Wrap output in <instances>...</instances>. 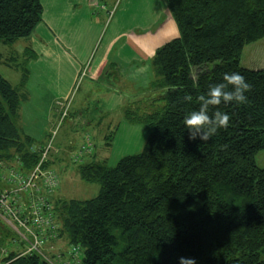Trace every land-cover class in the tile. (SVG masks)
I'll use <instances>...</instances> for the list:
<instances>
[{"label": "trees", "instance_id": "trees-1", "mask_svg": "<svg viewBox=\"0 0 264 264\" xmlns=\"http://www.w3.org/2000/svg\"><path fill=\"white\" fill-rule=\"evenodd\" d=\"M166 3L179 36L155 51L149 88L124 107L130 122L148 126V139L141 153L114 167L94 156L80 163L82 179L99 183L100 191L62 206L57 201L60 235L70 244L61 264H179L180 256L196 264H264V167L256 162L264 150V69L242 65L245 46L264 38V0ZM43 11L42 0H0V47L30 37ZM4 54L0 63L23 72L19 85L0 72V160L20 155L32 165L35 140L21 131L19 118L25 60L35 53L27 48L23 63ZM226 72L245 77L247 103L210 106V113L229 114V126L206 141L191 139L184 115ZM185 94L193 100L184 101ZM6 227L0 222V243L10 236ZM73 247L78 258L70 255ZM2 262L52 264L41 254L16 252Z\"/></svg>", "mask_w": 264, "mask_h": 264}, {"label": "rangeland", "instance_id": "rangeland-1", "mask_svg": "<svg viewBox=\"0 0 264 264\" xmlns=\"http://www.w3.org/2000/svg\"><path fill=\"white\" fill-rule=\"evenodd\" d=\"M104 1L107 2L106 5L108 8L102 10L100 8L97 9L94 7L93 15L90 12V16L94 18L93 21L95 26L102 27L99 24V20L105 21L102 23H106V26L109 24L107 29L108 33H110L112 28L116 27V25L121 27V29H125L126 32L129 30V33H131V31L140 32L141 29L139 27L142 26L140 21L146 22L147 20L144 17H148L150 20L153 16V9H155L151 8L150 4L146 5V0H113V2H111L112 0ZM84 11L88 12L89 9L86 8ZM84 11L78 12L80 16ZM114 12L118 13L116 16L118 19L116 17L114 18ZM102 17H104V19ZM104 30H106L105 26ZM142 30H144L143 26ZM102 37L103 36H101L100 42L98 43L96 50L92 53L93 55L91 57L97 55V51L100 48L102 42ZM24 40L25 39L20 40L13 46H1L0 51L5 53L4 58L15 56L18 62L23 63L24 57H22L21 52L25 47V43H29V40ZM126 43L127 45H130L129 39ZM29 47L30 46H26V48ZM116 47L118 48V45H116ZM126 50H129L127 46ZM128 56L129 53L126 52L125 57ZM33 58H30V61L25 60V65H27V68H30V72L28 69V73H30L28 81L30 84L32 82L31 85H33L34 80H37V78L35 79L36 67L32 61ZM140 58L141 57L138 59L136 58V62L132 64V66L125 65V67H123L121 65V69L118 67L119 76L120 74L123 75V81L125 85L118 84L119 76L115 79L108 78V80L111 81L110 86L115 87L114 89L110 88L109 83H107L104 87L93 83H91L89 86L88 80L83 76L80 77L76 82L75 88L70 94V101H60L58 103L59 108L57 109V120L54 118L51 120L48 112L44 114L43 106L45 107L46 105V103H44L45 99H34L33 101H26V103H23V106L26 107V113L22 118H20L19 127L22 129V131H31L33 133L38 132V130H42L41 137L34 138L36 144L45 143L49 139V132L53 129L57 130L56 137L53 141L56 150L54 149L52 151L50 158V166H52L59 173L61 179L60 189L58 188L56 193L54 192L53 200L55 207L57 206V201L60 206H62L70 200H85L98 195L100 191V184L89 183L82 179L79 172L80 163L84 162L88 158L92 159L94 156L97 160H105L109 166L114 167L123 157L142 152L149 136L148 126L144 123L130 122V120H128L125 115L122 114V102L120 101L119 103V100H121L119 98L133 96V86L131 87L129 83V77H138L140 79L143 78V72L141 71V68L136 66V64L140 63L138 62L140 61ZM142 58V63H145L144 61H148L146 64L150 65V58ZM126 63H129L128 60H126ZM242 65L252 69H264V38L245 46L242 56ZM109 68L110 67H108L107 70H109ZM110 71L115 73L113 70ZM0 72L6 78H9L10 81L16 82L20 77H22L23 70L5 66L1 62ZM107 89H110V91L106 92ZM114 90H118L120 93ZM112 95L116 96V99H112L109 103L108 98L110 99ZM74 98H76L75 104H77L79 100V104H84L89 107L101 104L106 106L107 104L115 103L116 108L110 109L112 112L106 111L111 114V116L105 115L102 118L103 123L101 124V127L90 128L91 125L87 124L85 129L84 127L81 128L83 122L74 123L75 115L72 114L73 111H70V103H72ZM98 98L99 103L97 102ZM128 102L129 101H127V103ZM66 110L67 114L57 129L60 119H62L61 117ZM109 122H112L115 126H110V124H108ZM70 126H72V128ZM93 139L95 141V146L94 141H92ZM110 139L111 145L107 146L106 142ZM86 146H88V149L83 150V148ZM256 162L259 167H264V150H261L257 153ZM57 213L59 215L58 210ZM0 222L4 226L8 224L5 221ZM4 230L8 234V230H10L9 226L7 225L6 229ZM11 230H13V228ZM10 233L11 235H8L9 238H6V234H3L6 240L0 243V264H3L2 261L11 252L21 253L26 248V246L22 244V239L14 230ZM11 237H14L17 240L18 246L12 242L13 239ZM69 245L68 237L66 235H60L59 231L58 236L46 243L43 251L52 264H61V262H64L62 259V257H64L63 254L64 252H67ZM78 254L79 250L77 251L76 255H71L75 256V258H78Z\"/></svg>", "mask_w": 264, "mask_h": 264}, {"label": "crops", "instance_id": "crops-1", "mask_svg": "<svg viewBox=\"0 0 264 264\" xmlns=\"http://www.w3.org/2000/svg\"><path fill=\"white\" fill-rule=\"evenodd\" d=\"M146 1V5L150 4L151 8L155 9H153L154 12L152 14L154 17L152 16L149 20L148 17L143 16L147 21H140L144 30L140 26V32L131 31L129 33V30L126 32L125 29H121V27L116 25L108 33L109 24L106 26V23H102L105 21L99 20V24L102 27L95 26L94 18L90 16L91 13L93 15L94 7L102 10L108 8L107 2L104 0H42L44 7L43 20L30 37L23 38L25 39L24 41L29 40V43H25L21 54L27 49L26 46H30L33 53L36 54V57L32 61L36 67L35 79L37 78V80H34L33 85H31L32 82L30 84L27 79L23 87L20 118L26 113V107L23 106V103L33 101L34 99H45L44 103L46 105L45 107L43 106L44 114L48 112L51 120L53 118L57 120L58 103L60 101H70V94L80 77L86 78L89 86L91 83L102 87L109 83L110 86L111 81L108 78L115 79L119 76L118 67L120 68L121 65L123 67L125 65L132 66L136 62L135 59L139 57H141L140 61H138L140 63L136 64V66L141 68L143 78L129 77L128 80L131 87L133 86L134 92H132L133 96L119 98L121 99L119 103L120 101L122 102V114H124V107L127 101H140L143 93L149 88L153 79L152 56L161 45L179 36V28L166 0ZM86 8L89 9L88 12L84 11ZM79 11H84L81 16L78 13ZM117 15L118 13L114 12V18ZM102 18L104 19V17ZM104 26L106 30H104ZM101 36H103L102 42L97 55L91 57L100 42ZM128 39L130 45L126 43ZM20 40L15 42V44ZM116 45H118V48ZM126 46L129 50H126ZM126 52L129 53L128 57H125ZM142 57L150 58V65L146 64L148 61L142 63ZM126 60L129 63H126ZM108 67H110L109 70H107ZM28 69L30 72V68ZM110 70L115 71V73L113 72V74ZM29 77L30 73H28ZM7 79L9 80V78ZM123 80L124 77L120 74L118 84L125 85ZM10 82L13 85H19L21 77L16 82ZM110 88L114 89L115 87L110 86ZM109 91L110 89L106 90V92ZM112 99H116V96L112 95L110 99L108 98L109 103ZM75 101L76 98L70 103V111H73L72 114L75 115H73L75 119L74 123L83 122L81 128L84 127L85 129L87 124L91 125L90 128L101 127L103 123L102 118L105 115L111 116L108 112H112L110 109L116 108L115 103L107 104L106 106L101 104L89 107L79 104L80 100L77 104H75ZM97 102L99 103V98ZM108 124L115 126L112 122ZM72 126L70 127L72 128ZM22 132L33 139L40 138L42 135V130H38L36 133L25 130ZM89 160L91 159L88 158L85 161Z\"/></svg>", "mask_w": 264, "mask_h": 264}, {"label": "built area", "instance_id": "built-area-1", "mask_svg": "<svg viewBox=\"0 0 264 264\" xmlns=\"http://www.w3.org/2000/svg\"><path fill=\"white\" fill-rule=\"evenodd\" d=\"M66 114L67 110L57 129ZM56 134L57 130H51L45 143H35L30 148L31 154L38 155L32 165L20 155L11 160H0V221L7 222L4 224L9 226L10 232L14 230L26 246L19 255L38 253L47 258L43 248L59 234L60 222L53 198L61 179L50 166ZM11 238L18 246L17 240ZM77 251V247L71 248L70 255H76Z\"/></svg>", "mask_w": 264, "mask_h": 264}, {"label": "clouds", "instance_id": "clouds-1", "mask_svg": "<svg viewBox=\"0 0 264 264\" xmlns=\"http://www.w3.org/2000/svg\"><path fill=\"white\" fill-rule=\"evenodd\" d=\"M250 89L249 83L239 72L224 73L220 82L210 85L206 94L197 99L199 107L187 112L183 117V124L191 139L199 137L206 141L215 136L220 128L229 126L230 117L227 112L219 109L209 112L210 106L227 105L230 103L245 104L248 97L246 93ZM183 100L191 102V94H185ZM179 264H196L195 258L180 256Z\"/></svg>", "mask_w": 264, "mask_h": 264}, {"label": "bare ground", "instance_id": "bare-ground-1", "mask_svg": "<svg viewBox=\"0 0 264 264\" xmlns=\"http://www.w3.org/2000/svg\"><path fill=\"white\" fill-rule=\"evenodd\" d=\"M60 176V175H59Z\"/></svg>", "mask_w": 264, "mask_h": 264}]
</instances>
